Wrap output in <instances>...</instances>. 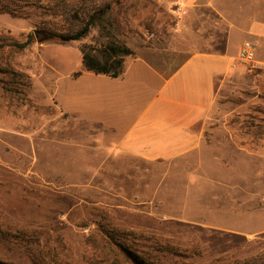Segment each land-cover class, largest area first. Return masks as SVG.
Instances as JSON below:
<instances>
[{
	"label": "rangeland",
	"instance_id": "374dc122",
	"mask_svg": "<svg viewBox=\"0 0 264 264\" xmlns=\"http://www.w3.org/2000/svg\"><path fill=\"white\" fill-rule=\"evenodd\" d=\"M105 3L110 10L81 39L41 41ZM177 6L0 0V264H264V65L237 57L195 161L112 153L109 131L64 110L83 44L166 35ZM28 39L22 50L11 45Z\"/></svg>",
	"mask_w": 264,
	"mask_h": 264
},
{
	"label": "crops",
	"instance_id": "0c3cea01",
	"mask_svg": "<svg viewBox=\"0 0 264 264\" xmlns=\"http://www.w3.org/2000/svg\"><path fill=\"white\" fill-rule=\"evenodd\" d=\"M177 2L168 34L127 40L133 54L119 76L82 65L62 92L55 82V96L62 93L72 119L109 131L112 153L148 163L199 160L214 129L218 89L238 69L232 50L252 41L254 65H264V0Z\"/></svg>",
	"mask_w": 264,
	"mask_h": 264
},
{
	"label": "trees",
	"instance_id": "16d2710c",
	"mask_svg": "<svg viewBox=\"0 0 264 264\" xmlns=\"http://www.w3.org/2000/svg\"><path fill=\"white\" fill-rule=\"evenodd\" d=\"M110 10V4H103L96 12L87 20H83L81 24L74 30L66 32H48L41 41L56 40L61 43H68L76 41L86 36L90 28L95 25L97 20H101L103 15ZM28 39L24 42H14L15 48L22 50L30 44ZM81 61L84 69L95 74H105L110 77H117L123 71L124 58L127 55H132L133 51L124 42L117 40H110L106 44L96 47L91 44H83L80 47ZM82 72L77 71L73 75L78 76Z\"/></svg>",
	"mask_w": 264,
	"mask_h": 264
},
{
	"label": "built area",
	"instance_id": "2783aa9c",
	"mask_svg": "<svg viewBox=\"0 0 264 264\" xmlns=\"http://www.w3.org/2000/svg\"><path fill=\"white\" fill-rule=\"evenodd\" d=\"M237 57L243 63H253L256 57V44L252 41L245 40L239 49Z\"/></svg>",
	"mask_w": 264,
	"mask_h": 264
}]
</instances>
